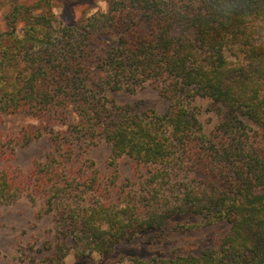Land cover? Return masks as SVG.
I'll list each match as a JSON object with an SVG mask.
<instances>
[{
    "label": "trees",
    "instance_id": "1",
    "mask_svg": "<svg viewBox=\"0 0 264 264\" xmlns=\"http://www.w3.org/2000/svg\"><path fill=\"white\" fill-rule=\"evenodd\" d=\"M8 1L0 151L44 133L52 147L26 172L0 164V203L45 194L59 217L82 216L102 253L144 233L170 239L225 226L199 254L173 249L135 264H264V0H105L73 22L54 0ZM42 2L48 8L37 12ZM145 83L168 101L162 114L133 111L105 92ZM197 98L209 99L216 115L209 133ZM8 114L35 122L7 131ZM103 140L113 155L151 168L152 196L143 202L135 193L117 208L108 200L75 204L85 190H100L80 159ZM165 185L179 187V203L162 204Z\"/></svg>",
    "mask_w": 264,
    "mask_h": 264
},
{
    "label": "rangeland",
    "instance_id": "2",
    "mask_svg": "<svg viewBox=\"0 0 264 264\" xmlns=\"http://www.w3.org/2000/svg\"><path fill=\"white\" fill-rule=\"evenodd\" d=\"M54 2L55 12L67 22H73L82 14H91L106 5L105 0H54ZM47 8L42 2L35 9L41 12ZM8 10L9 1L0 0V31L9 28L5 17ZM105 92L117 104L129 105L133 111L152 109L162 114L168 104L159 90L148 83L133 91L107 89ZM209 101L207 98H197L193 101V104L200 107L199 116L207 133L217 119L215 113L209 110ZM28 122L35 120L8 114L4 116L1 126L7 131H12ZM5 147L3 152L0 151V164L11 165L21 172H26L36 160L43 161L52 146L49 134L44 133L29 144L14 143ZM80 161L88 168L85 174H92L97 178L96 183L100 190H85L83 196L74 201L79 207H82V204L84 206L90 204L92 200L96 202L108 200L114 202V207L117 208L119 204L125 205L129 202L135 193L137 196L135 199L144 202L146 195L152 196L151 194L155 192V185L148 184L151 168L127 155H113L110 145L104 140L85 148ZM178 188L165 185L162 191H158L159 196L164 197L162 199L164 206L180 202L177 198ZM45 197V194L32 193L29 196V193L24 192L16 200L0 203V264H135L132 260L134 257L141 259L163 255L173 249L181 253L199 254L205 246L214 244L219 233L225 230L224 225L210 229H186L170 234V239H166L163 234L149 237L150 235L144 233L130 241L121 242L114 251L102 253L92 247L95 236L91 231L83 230L82 216L74 219L64 213L59 217L58 205H52L49 209L44 204ZM183 222L188 223L186 219H183ZM108 226L103 223L101 229L107 230Z\"/></svg>",
    "mask_w": 264,
    "mask_h": 264
}]
</instances>
